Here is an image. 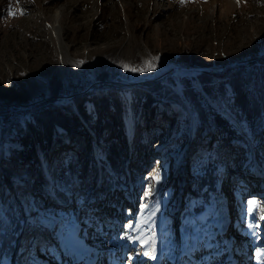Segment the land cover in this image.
Listing matches in <instances>:
<instances>
[{"label":"rangeland","instance_id":"rangeland-1","mask_svg":"<svg viewBox=\"0 0 264 264\" xmlns=\"http://www.w3.org/2000/svg\"><path fill=\"white\" fill-rule=\"evenodd\" d=\"M153 56L158 57L154 70L136 72L124 67L142 65ZM263 57L264 0H0V109L8 113L7 119L0 116L2 158L8 157L11 148L27 143L20 130L27 125L24 121L32 120L29 108L46 98L51 77L58 79L60 89L52 103H69L74 109L72 96L92 92L98 69L108 76L101 84L115 90L117 98L109 99L111 105L115 99L124 100V109L135 107L141 112V104L150 101L154 118L140 126H160L161 133L136 154L127 146L116 174L105 168L100 161L103 156L93 149L107 178L104 174L89 177L85 184L69 189L48 175L50 190L56 191L53 201L33 192L29 184L17 196L13 182L27 183L25 168L10 172L0 166V179L7 186L5 195L0 189V203L4 196L13 202L10 210L0 204L2 222L12 227L9 213L22 217L21 228L9 237L8 256L0 264H9L16 250L27 260L23 264H264L255 259L258 250L264 253V220L258 219V212L247 213L249 199L264 205V161H253L248 148L253 136L229 103L228 85L221 90L209 78L208 94L201 86L198 93L193 86L201 73L247 61L256 64ZM80 61L84 63L77 67ZM186 71L195 72L194 76ZM179 78L190 83L201 106L218 113L248 143L245 147L233 140V147L225 145L228 151L217 155L218 178L205 202L189 192L190 170L216 159L214 146L219 139L216 131L202 127L195 134L191 131L193 114ZM154 79L161 87L152 93L151 101L139 84ZM174 93L181 106L174 102ZM81 102L85 110H91L92 102ZM130 109L124 119L127 135L138 117ZM209 110L202 112L204 123L209 122ZM261 127L256 123L253 128L258 132ZM259 144L263 158L264 137ZM136 155L148 157L143 170L128 166ZM154 170L160 175L152 190L157 193L153 198L158 202L156 214L153 206L141 208ZM199 203L202 211H195ZM25 222L45 232L42 249L21 238ZM256 223L258 229L248 228ZM61 224L64 229H56ZM132 237H151L155 259L143 255L151 244Z\"/></svg>","mask_w":264,"mask_h":264},{"label":"trees","instance_id":"trees-1","mask_svg":"<svg viewBox=\"0 0 264 264\" xmlns=\"http://www.w3.org/2000/svg\"><path fill=\"white\" fill-rule=\"evenodd\" d=\"M96 66L92 69L93 74L95 73ZM94 78L97 82L92 86V92H84L80 95L75 94L72 96L71 101L75 106L74 109L71 108L72 106L69 103L62 105L52 103L58 94H60L58 79L56 77H51L47 83L46 90H48V94L46 98L32 108H29L32 120L24 121L27 122V125H24V130L23 128L20 130L22 138L25 136L27 143L21 144L22 138H19L22 146L8 150L7 158H2L0 155V166H4L10 172L19 171L23 166L25 168L24 171L27 172L25 176L27 177V183L22 182V179L21 181L19 179L13 182V185L18 187L16 189L17 196L21 195V190H26L30 185L29 189H32L33 192L37 191L39 195L51 198L53 201L52 195L56 194V191L52 192L50 190L52 186L49 184L48 175L52 179L56 178L57 181H61L67 188L76 189L78 186L80 187L82 184H85V180L89 177H92L93 180L104 174L105 178H107L105 174L106 170L97 162L93 149H97L103 156V159L100 161L105 164V168L116 174L119 171L118 166L123 161L124 155L126 156L125 151L127 146L133 147L136 154L140 149H144V147L150 144L151 138L157 134L161 135L160 130H158L160 126H157V129H154L151 125L148 127L140 126V124H145L146 122L150 124L151 119L154 118L153 113H151L153 104L149 105L150 101L146 103V100L141 104V112L140 110L136 111L135 107L131 108L133 110L132 113H138L139 119H137L138 117L136 118L133 122L132 132L130 135H127L124 119L129 116L127 110L130 108L124 109L125 104L122 99H120L122 101L115 99V102L111 105L109 99L113 97L117 98V96L114 93L115 90L111 89V85L101 84L103 80L108 78L106 74L102 73V70H96ZM209 78L219 83L218 85L221 86V90L223 84L228 85L232 96V100L229 103L235 109L234 112L239 113L237 118H241L247 123L250 135L254 137L249 139L250 146L248 145V148L253 151V161L257 163L261 160L264 161V157H260L258 153L259 143L264 137V57L256 60V64L253 61H247L245 64H234L225 67L224 70L219 72H208L197 75L196 82L200 83L202 91L206 94H208L207 87L211 86L210 83L206 82ZM179 79L182 89L181 93L183 98H186L189 110L193 114L191 131L195 134V130L202 127V130L209 129L216 131V137L219 139L215 143L216 146H214L216 159L211 158L209 161H205L201 167L190 170L192 183L190 184L189 192L197 196L202 202H205L208 192L214 189V184L218 178L216 169L221 164H219L220 160H218L217 155L227 152L228 150H225V148L228 146L233 147L234 144L231 142L233 140H237V142L242 143L245 147H247L248 143L242 136L235 134L230 125L223 122L222 117L218 113L201 106L198 103L197 93L191 90L190 83L186 79ZM168 84L171 85V82H168ZM139 86L145 89L143 93L145 92V96L150 98L151 101L153 99L152 95H154L152 93L161 87L159 80L156 81V79L146 82L144 85L139 84ZM134 87L137 86L134 85ZM134 89H137L136 91L140 90L139 88ZM174 96V102L181 106L182 102L176 98V93H174ZM82 100L92 102L93 106L91 110L84 109ZM205 109L210 111L208 123H204L201 120L204 116L202 112H205ZM7 115L8 113L5 109H0L1 118L7 119ZM256 123L261 124L262 127L259 129L261 133L259 131L255 132L253 128ZM15 128L17 129L18 126ZM67 140L73 143L74 146H68L69 142L67 143ZM196 143L194 141L192 145L197 147ZM225 145L227 147L224 148ZM61 148L64 150L68 148L69 151L64 153ZM143 158L136 155L133 163H129L128 166L143 170L147 165L146 159L148 157ZM134 177L132 176V178ZM107 183L112 184L109 180H107ZM0 189H3V194L7 190L5 182L2 183L1 179ZM159 189L156 191L158 192ZM156 195L157 193L149 195L148 199L143 202L145 209L151 206L155 207V214L158 211V202L153 200ZM2 200L4 202L0 204H4L7 210H10L13 202H10L5 196L2 197ZM200 210L202 211L201 205L195 208V211ZM2 211L4 210L0 208V261L8 256L11 244V240L9 239L12 234L11 232L14 233L15 230L20 229L22 222L20 214L13 215L9 213L10 217L7 218L11 220L12 227L7 226L6 222H2ZM23 226L22 233L24 235L21 238L27 239V243L29 242L30 245L34 242L33 244L38 245V248L42 249V242H44V237L46 236L45 232H37L33 227L34 225L26 222ZM56 229H64V224H61ZM37 230H40V228L37 227ZM46 247H50V244ZM21 254L16 250L9 264L25 263L27 260L24 261Z\"/></svg>","mask_w":264,"mask_h":264},{"label":"snow or ice","instance_id":"snow-or-ice-1","mask_svg":"<svg viewBox=\"0 0 264 264\" xmlns=\"http://www.w3.org/2000/svg\"><path fill=\"white\" fill-rule=\"evenodd\" d=\"M179 3H185L186 0H178ZM237 3H239V0H237ZM158 57H150L149 59L145 60L143 62L142 65L136 66V67H131L129 68L127 65H125L124 67L126 68V70H131V71H136V72H147V71H151L154 70L156 67V61H157ZM84 63L83 61H80L77 63V67L80 66V64ZM150 179L152 181V183H150L148 185L147 190H145L144 192V197H148L149 195L152 194V190L155 188L156 186V182L159 181L160 179V175H159V171L158 170H154V172L152 174H150ZM145 205H141V208H144ZM259 213V220H264V205L259 204L255 199H249L247 201V213L248 214H254V213ZM126 227L128 228H132L133 225L132 224H128L126 225ZM260 227L259 223L256 224H249L248 228L250 230L252 229H258ZM253 235H256L255 232H253ZM130 239H136L139 240L140 243L142 244H151V247H149V249L145 252H143V255H145L146 257H150L152 259H155V246L152 243V238L150 237L149 239L145 240L141 237H132ZM257 239H259V237L257 236ZM255 259L257 261H261L264 260V253H261L259 250L255 253Z\"/></svg>","mask_w":264,"mask_h":264},{"label":"water","instance_id":"water-1","mask_svg":"<svg viewBox=\"0 0 264 264\" xmlns=\"http://www.w3.org/2000/svg\"><path fill=\"white\" fill-rule=\"evenodd\" d=\"M241 63H243V62H241ZM195 73V72H194ZM194 73L193 72H190V73H187V71H186V73L185 74H191V76H194ZM183 74V73H182ZM183 77H184V75H182ZM181 77V76H180ZM194 83H193V86L194 87H196V90H197V92L198 93H200V92H202L201 90H200V84H198L197 82H196V79L194 78Z\"/></svg>","mask_w":264,"mask_h":264},{"label":"bare ground","instance_id":"bare-ground-1","mask_svg":"<svg viewBox=\"0 0 264 264\" xmlns=\"http://www.w3.org/2000/svg\"><path fill=\"white\" fill-rule=\"evenodd\" d=\"M52 21H53V20H52ZM231 116H232V115H231ZM230 119H231V118H230ZM230 119H229V120H230ZM230 121H231V120H230ZM232 121H233V120H232ZM224 247H225V246H224ZM213 256H214V255H213Z\"/></svg>","mask_w":264,"mask_h":264}]
</instances>
